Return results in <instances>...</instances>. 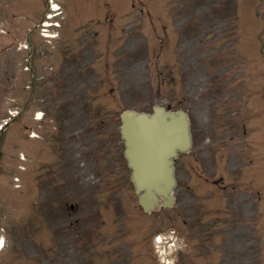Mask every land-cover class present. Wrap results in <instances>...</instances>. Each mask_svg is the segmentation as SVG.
Here are the masks:
<instances>
[{"label": "rangeland", "instance_id": "obj_1", "mask_svg": "<svg viewBox=\"0 0 264 264\" xmlns=\"http://www.w3.org/2000/svg\"><path fill=\"white\" fill-rule=\"evenodd\" d=\"M114 1L118 11L128 8V0ZM50 2L58 4L53 5L55 11L50 10L54 17L47 18L48 24L41 25L35 33L33 74L27 65L30 46L26 36L40 21L41 8L46 3L0 0V124L23 111L6 130L2 143L0 264H158L159 261L162 264H264V225L259 229L251 226L257 222L258 215L260 220L263 216L259 223H264V190H260L262 207L256 191L247 189L248 195L245 189L239 190L237 184L241 180H234L241 178L240 169L239 174L233 170L224 172L232 174L228 178L229 186L237 187V191L229 194L231 187L222 193L213 191L198 177L200 172L205 177L215 170L212 151L203 153L191 169L184 164L179 166L176 207L145 214L130 173L116 168L120 164L116 166L119 156H115L121 152L118 151L120 110L151 111L157 101L155 62L160 48L162 70L168 69L177 55H181L183 61L189 60L184 67L180 63L181 72L187 76L191 72L190 82L198 80L199 85H211L208 77L201 81V74L207 69L219 68L224 76L229 68L238 67L240 71L236 72L242 75L229 82L213 80L210 94L221 92L234 101L246 86L251 110H261L255 115L258 133L250 135V142L253 148L255 142H262L264 103L259 106L257 99L262 96L264 70L248 56L254 55L263 64L264 0H130L133 9L127 14L129 20L126 17L114 22L113 15L115 19L119 12L113 5L106 4V10L100 12L106 0ZM97 3L101 5L95 6ZM236 4L240 12V44L236 40L238 30L233 27L231 34L228 28L232 23L228 24V15L229 18L233 15V23L237 25L238 15L232 12ZM143 5L149 11L148 16L142 12ZM158 5H163L160 12ZM153 13L159 25H152ZM76 14L80 16L71 21V15ZM158 15L162 16L161 22ZM160 27L164 28L163 42H160ZM198 35L209 43L219 38L215 47L207 45L205 55L214 51L208 65L203 63L204 57L208 59L206 56L191 54L196 57L186 59L182 55H186L190 39ZM232 37L237 46L234 51L230 48L234 47ZM175 42L180 43L182 54L171 47ZM235 62H243V66ZM165 72L162 104L187 108L200 135L206 119L205 104L197 98V87L185 92L177 85L174 94L170 74ZM32 79H35L33 88ZM185 94L188 99L182 100ZM231 100L232 110H237L239 107ZM241 121L249 119L244 117ZM57 126L63 136L68 133L75 136L74 131L83 130L87 144L90 136L101 142L93 160L97 164L85 163L82 154L75 156L77 169L72 176H77L78 181L69 182L64 197L59 199L54 185L63 179L55 177L50 183L45 179L46 170H42L45 155L52 166L58 162L54 148L58 141L49 136L57 131ZM90 126L94 130L89 133ZM250 126L254 127V119ZM263 146L249 149L253 164L264 162ZM71 148L74 152L78 146L72 144ZM215 150L219 154V149ZM98 165L105 183L103 190L93 191L100 178L96 174ZM251 167L242 169L243 176ZM219 173L223 174L221 169ZM251 173V178L245 175L246 181L255 179L254 172ZM67 199L76 201L75 213L62 204ZM64 216V225L71 227L62 226L59 231L56 229L59 225H55L61 224ZM159 234L164 239L160 247L155 240Z\"/></svg>", "mask_w": 264, "mask_h": 264}, {"label": "water", "instance_id": "obj_2", "mask_svg": "<svg viewBox=\"0 0 264 264\" xmlns=\"http://www.w3.org/2000/svg\"><path fill=\"white\" fill-rule=\"evenodd\" d=\"M123 120L133 180L138 192L146 188V193L140 196L142 204L147 210L157 207L156 190L168 198L165 204L171 205V191L175 184L171 156L190 145L187 114L183 111L167 112L158 106L154 115L129 111L123 114ZM149 196L152 201H148Z\"/></svg>", "mask_w": 264, "mask_h": 264}, {"label": "clouds", "instance_id": "obj_3", "mask_svg": "<svg viewBox=\"0 0 264 264\" xmlns=\"http://www.w3.org/2000/svg\"><path fill=\"white\" fill-rule=\"evenodd\" d=\"M2 244H3V241H2V240H0V246H2Z\"/></svg>", "mask_w": 264, "mask_h": 264}]
</instances>
